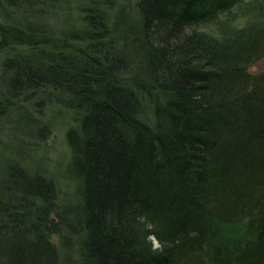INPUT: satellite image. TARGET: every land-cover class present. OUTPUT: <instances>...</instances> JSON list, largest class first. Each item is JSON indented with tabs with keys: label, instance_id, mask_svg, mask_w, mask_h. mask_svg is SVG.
<instances>
[{
	"label": "trees",
	"instance_id": "1",
	"mask_svg": "<svg viewBox=\"0 0 264 264\" xmlns=\"http://www.w3.org/2000/svg\"><path fill=\"white\" fill-rule=\"evenodd\" d=\"M242 2L0 0V264H264V12L203 29ZM54 101L75 201L39 159Z\"/></svg>",
	"mask_w": 264,
	"mask_h": 264
},
{
	"label": "rangeland",
	"instance_id": "2",
	"mask_svg": "<svg viewBox=\"0 0 264 264\" xmlns=\"http://www.w3.org/2000/svg\"><path fill=\"white\" fill-rule=\"evenodd\" d=\"M135 3L136 0H118L117 9L120 10L121 7L134 8ZM260 3L261 0H243L241 6L235 8L227 14L220 16L219 22L213 25L204 26L203 29L206 30L209 34L216 36L217 38H223V32L229 33L230 30L234 32H241L232 29H244L243 31L250 30L251 27L255 25L254 23H256L257 20H263L261 14L264 11L261 9L258 10ZM115 13H117V10L115 11ZM3 58V54H1L0 63ZM263 72L264 59L253 64L249 68V73L251 76H258ZM1 74L2 73L0 71V77ZM0 94H2V96L4 95V84L2 81H0ZM36 98H38L39 100L40 98H42V95L38 94ZM33 100L34 102H36L37 99ZM63 103L54 101L47 109L42 110V106L39 105L37 106V108H30V111L35 115H40V119L42 120L43 125H47L51 129V135L43 146L44 148L43 150H41L39 159L42 160L43 166H45L46 169L49 170L50 176H52L53 178H57L56 180L59 183V188H61L63 193L70 195L75 201L77 196L75 189L76 187L69 184L64 179V171L67 168V164L70 159V152L66 143V133L68 129L74 125V112L73 110L69 109V106ZM153 237L156 241L157 248H159V242L157 241L155 236ZM52 241L54 243L58 242V237L53 236ZM149 242L152 241L149 240Z\"/></svg>",
	"mask_w": 264,
	"mask_h": 264
},
{
	"label": "clouds",
	"instance_id": "3",
	"mask_svg": "<svg viewBox=\"0 0 264 264\" xmlns=\"http://www.w3.org/2000/svg\"><path fill=\"white\" fill-rule=\"evenodd\" d=\"M147 227H148L149 230H151L152 227H153V225H152L151 223H149V224L147 225ZM148 239H149L150 241H152V243H153V250H157V244H156V241H155L154 237H153V236H149Z\"/></svg>",
	"mask_w": 264,
	"mask_h": 264
}]
</instances>
